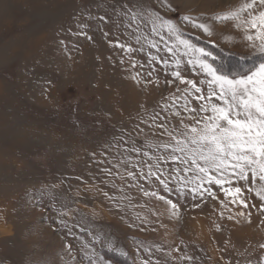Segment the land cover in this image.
<instances>
[{"label": "rangeland", "instance_id": "1", "mask_svg": "<svg viewBox=\"0 0 264 264\" xmlns=\"http://www.w3.org/2000/svg\"><path fill=\"white\" fill-rule=\"evenodd\" d=\"M241 2L0 0V264H264L259 180L194 191L165 161L168 132L202 103L176 60L205 95L215 86L151 24L173 22L209 63L244 74L264 55L215 19ZM235 187L247 207L225 194Z\"/></svg>", "mask_w": 264, "mask_h": 264}, {"label": "snow or ice", "instance_id": "2", "mask_svg": "<svg viewBox=\"0 0 264 264\" xmlns=\"http://www.w3.org/2000/svg\"><path fill=\"white\" fill-rule=\"evenodd\" d=\"M130 19H136V15L133 14ZM215 19L221 22L237 21L236 28H243L246 41L251 42L258 54L264 55V0H242L232 10L217 14ZM151 24L157 35H160L161 29H166L169 36L175 35L176 44L168 48V52L175 56L182 48L183 54L190 57L188 63L199 65L211 78L209 84L215 86L209 87L205 95L196 81L181 75V61L176 60L177 70L172 73L173 77L187 86L185 93L194 91L198 94L197 99L202 103L194 108L186 105L192 113V123L187 124L181 119L178 122L179 130L174 128L168 132L172 142L165 145L170 149L165 161L181 166L177 172L178 180L186 184L194 183V191L205 183L223 186L232 183V177L247 181L251 175L254 186L259 180L256 194L264 201V61L244 74L228 75L207 61L209 53L203 48L178 35L179 29L173 22L155 15L151 18ZM194 26L208 36L213 35L209 25L197 23ZM253 31L254 35L248 34ZM139 42L140 37L137 36L136 43ZM149 43L156 47L155 42ZM117 46L129 53L133 51L130 44ZM184 173L186 175L181 179ZM148 175L154 173L150 170ZM156 179L167 187L160 176H156ZM224 190L226 195L232 196L233 203L239 200L241 205L247 207L240 187ZM145 195L150 193L145 192ZM168 203L173 209L176 208L171 201Z\"/></svg>", "mask_w": 264, "mask_h": 264}]
</instances>
